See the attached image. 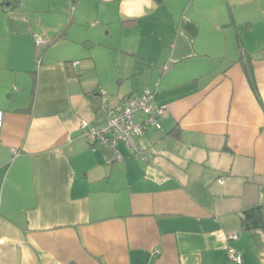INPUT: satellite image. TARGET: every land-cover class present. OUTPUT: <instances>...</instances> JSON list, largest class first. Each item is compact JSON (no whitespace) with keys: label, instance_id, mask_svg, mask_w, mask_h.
<instances>
[{"label":"crops","instance_id":"crops-1","mask_svg":"<svg viewBox=\"0 0 264 264\" xmlns=\"http://www.w3.org/2000/svg\"><path fill=\"white\" fill-rule=\"evenodd\" d=\"M12 2L0 264H237L228 248L264 264V0ZM146 90L167 107L162 129L139 152L93 148L81 123L100 121L103 94Z\"/></svg>","mask_w":264,"mask_h":264},{"label":"built area","instance_id":"built-area-1","mask_svg":"<svg viewBox=\"0 0 264 264\" xmlns=\"http://www.w3.org/2000/svg\"><path fill=\"white\" fill-rule=\"evenodd\" d=\"M21 1V0H19ZM43 39H37V45H46ZM75 62L74 66H78ZM154 94L146 90L141 95L128 97L120 104L112 106L107 95L103 94L100 105V121L89 124L82 121L81 129L89 144L98 146H116L122 143L132 152H139L138 139L145 134L149 127L162 129L161 119L167 116L166 106L155 105ZM144 116L141 123H137L136 115ZM120 157V156H119ZM223 183V179H220ZM239 235H232L230 240H238ZM230 259L237 264H242V255L233 248H228Z\"/></svg>","mask_w":264,"mask_h":264},{"label":"trees","instance_id":"trees-1","mask_svg":"<svg viewBox=\"0 0 264 264\" xmlns=\"http://www.w3.org/2000/svg\"><path fill=\"white\" fill-rule=\"evenodd\" d=\"M14 2H12V5H18L20 3L19 0H13ZM158 2H161V0H156ZM48 45V43H47ZM240 62L243 65L244 68V72L250 82V84L252 85V88L254 89L255 93L257 96H259V92H258V88H257V84H256V80H255V74H254V68L253 65L251 64V58L248 55H245V53L241 52L240 53Z\"/></svg>","mask_w":264,"mask_h":264},{"label":"rangeland","instance_id":"rangeland-1","mask_svg":"<svg viewBox=\"0 0 264 264\" xmlns=\"http://www.w3.org/2000/svg\"><path fill=\"white\" fill-rule=\"evenodd\" d=\"M43 50V49H42ZM131 84H128V83H122V85H120V86H122V87H125V88H127V87H129ZM111 87H114V84H111ZM109 98H110V104L112 105V106H115V105H117L118 104V99H119V97H118V95L116 94L115 95V93H112L111 91H109ZM115 102H117V103H115ZM115 104V105H114ZM136 116H140V114H137ZM137 121H138V117H137Z\"/></svg>","mask_w":264,"mask_h":264}]
</instances>
